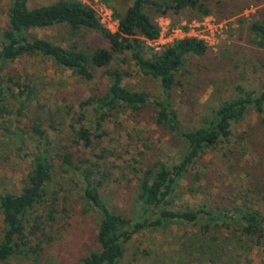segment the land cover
<instances>
[{
	"label": "rangeland",
	"instance_id": "374dc122",
	"mask_svg": "<svg viewBox=\"0 0 264 264\" xmlns=\"http://www.w3.org/2000/svg\"><path fill=\"white\" fill-rule=\"evenodd\" d=\"M54 1L57 0H28L27 6L40 7ZM131 1L103 0L114 15L115 10L122 14ZM200 1L211 9V15L224 20L225 34L216 41L214 48L208 47L205 55L186 57L177 75L179 83L170 90V102L185 129L198 126L212 108L236 96V86L246 90L264 89V47L254 43L249 30L252 21L264 19V0ZM9 3L10 0H0V30L6 26ZM146 11L156 23L167 21L173 25L202 17L190 9L164 15L148 7ZM30 35L64 47L75 46L86 53L108 46V41L98 31L82 29L79 33H71L65 25L34 29ZM137 40L143 57L156 53L143 38L137 37ZM122 58L127 59L126 62L122 63ZM112 66L128 72L123 83L131 90L144 91L153 100L163 97L159 80L142 75L128 53L117 56ZM93 72L94 78L87 81L41 56H23L3 67L1 74L4 78L12 77L21 85L19 89L25 84L29 86L26 90L29 96L26 93L17 99H9L13 113L0 114V192L19 193L21 190L22 179L30 164V159L21 154L25 150H37L39 139L32 127L39 126L52 141V152L57 160L46 197H58L59 212L56 221L44 222L40 226L42 233L36 234L29 233V227L33 217L42 212V207L31 212L26 227L28 254L15 255L1 264H79L80 259L95 248L99 216L94 211H83L78 174L61 165L56 153L70 151L75 157L90 160L88 165L106 176L100 189L104 201L116 212L128 215L133 209L138 169L157 161L168 165L178 159L177 139L154 123L151 106L138 115L130 111L113 112L102 123V136L95 137L102 133L96 128L95 115L90 108L85 113L79 108L80 102L103 92L107 85L102 70ZM19 89L13 86L15 92ZM81 127L94 134L88 148L74 143V132ZM231 131L226 141L202 154L192 170V173L200 172L201 190L191 196L183 191L187 179L182 181L183 187L172 199L171 208L207 205L217 211L240 203L239 197L251 187L247 174L264 167V159L255 155V149L260 150L256 144H264V117L262 119L250 110L244 119L232 124ZM20 146L22 152L17 150ZM258 204L257 208L264 216V199ZM199 225L170 222L161 228L135 233L124 244L123 257L117 264H262L260 247L241 253L228 246L222 256L202 254L204 250H200L194 240ZM1 227L0 214V231ZM213 230L211 232L219 235L216 229ZM217 230L226 234L223 226Z\"/></svg>",
	"mask_w": 264,
	"mask_h": 264
},
{
	"label": "trees",
	"instance_id": "16d2710c",
	"mask_svg": "<svg viewBox=\"0 0 264 264\" xmlns=\"http://www.w3.org/2000/svg\"><path fill=\"white\" fill-rule=\"evenodd\" d=\"M27 2L10 0L7 23L0 30V114L13 113L9 99H17L26 93L29 96L26 91L29 86L25 84L24 88L19 89L21 85L12 77L4 78L1 74L3 67L23 56H41L87 81L94 78L95 69L102 70V76L107 79L104 91L79 103L83 113L90 108L95 115L96 128L102 132L95 137L102 136V123L113 112L130 111L138 115L151 106L154 123L178 141L179 156L176 161L168 165L157 161L136 172V191L130 215L116 212L104 201L100 189L106 176L94 170L92 165L89 166L90 160L75 157L70 151L56 153L61 165L78 174L82 186L83 211H94L99 216L95 248L82 257L79 264H117L123 257L124 244L133 234L144 229L161 228L170 222L200 224L194 240L198 248L204 250L202 254L222 256L228 246L241 253L260 247L264 264V216L257 208L258 203L264 199V167L247 174L250 176L248 185L251 187L239 197L240 203L236 202L217 211L207 205L179 209L170 207L172 199L178 196V190L183 187L182 181L187 179L188 184L183 187V191L191 196L201 190L200 172L192 173V170L202 154L228 139L233 123L244 119L250 110L262 119L264 117V89L246 90L238 85L235 87L236 96L212 108L198 126L185 129L170 102V90L179 83L177 75L186 57L203 56L208 47L198 39L184 38L148 58L143 57L137 37L155 39L159 34L158 25L146 11L147 7L160 15L168 12L179 14L184 9H190L205 16L212 13L211 9L200 0H132L122 14L115 10V17L119 21L118 32L111 33L101 26L94 11L78 0H57L34 8H29ZM54 25H65L71 33H79L82 29L98 31L108 41V46L86 53L75 46L64 47L46 38L30 35L34 29ZM249 30L254 36V43L264 47V19L252 21ZM123 53L130 55L133 65L142 75L159 80L164 93L162 98L153 100L148 93L131 90L123 83L128 72L112 66L117 56ZM126 60L122 58L121 62ZM13 86L19 90L15 92ZM17 114H21V107ZM32 130L39 144L35 152L25 150L21 154L30 159L21 190L19 193L0 192V264L15 255L28 254L26 227L31 212L42 207V212L33 217L29 227V233L34 234L42 231L41 225L44 222L56 221L59 212L58 197H46L57 161L52 152V141L39 126L33 125ZM74 135L75 144L81 143L86 148L92 144L94 134L88 128L81 127L75 130ZM256 147L260 149H255L256 157L263 160L264 144H256ZM17 150L22 152L23 148L20 146ZM62 212L66 210L62 209ZM221 226L226 234L218 232Z\"/></svg>",
	"mask_w": 264,
	"mask_h": 264
},
{
	"label": "built area",
	"instance_id": "2783aa9c",
	"mask_svg": "<svg viewBox=\"0 0 264 264\" xmlns=\"http://www.w3.org/2000/svg\"><path fill=\"white\" fill-rule=\"evenodd\" d=\"M89 6L95 13L96 18L103 28L111 33L118 32L119 21L113 11L103 2V0H78ZM159 34L155 39H145L155 52H160L172 45L175 41L184 38H195L206 44L209 48H214L216 41L225 34V22L213 15H205L196 20L182 22L173 25L170 22L156 23Z\"/></svg>",
	"mask_w": 264,
	"mask_h": 264
}]
</instances>
